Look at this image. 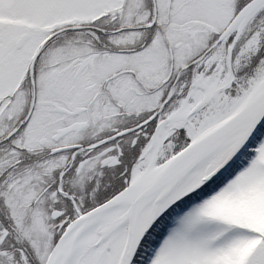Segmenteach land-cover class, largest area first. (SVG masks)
<instances>
[{"label":"snow or ice","instance_id":"6c2138e0","mask_svg":"<svg viewBox=\"0 0 264 264\" xmlns=\"http://www.w3.org/2000/svg\"><path fill=\"white\" fill-rule=\"evenodd\" d=\"M0 264H264V0H0Z\"/></svg>","mask_w":264,"mask_h":264}]
</instances>
